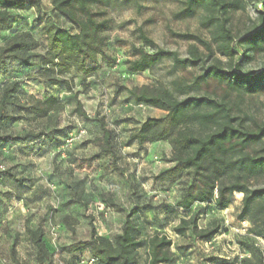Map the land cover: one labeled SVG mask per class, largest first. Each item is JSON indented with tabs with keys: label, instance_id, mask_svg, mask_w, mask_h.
Masks as SVG:
<instances>
[{
	"label": "rangeland",
	"instance_id": "obj_1",
	"mask_svg": "<svg viewBox=\"0 0 264 264\" xmlns=\"http://www.w3.org/2000/svg\"><path fill=\"white\" fill-rule=\"evenodd\" d=\"M31 1L23 9L11 11L10 26L0 32V48L23 32H30L39 42L33 52V67L13 60L0 63V97L4 87L19 82L6 118L0 122V136L33 135L25 142H0V222L14 233L17 248L7 264H38L37 248L27 234L38 229L43 231V241L51 253L43 264H86L91 259L89 253L69 256L64 247L88 241L92 227L97 236L113 239L133 209H137L134 222L141 242L139 264H146L147 243L156 232L172 240L174 259L166 264H264V239L251 234L249 223L239 219L243 196L230 197L234 198L228 209L210 202L196 204L188 212L176 210L191 183V174L171 182L157 180L174 166L172 144L160 141L140 146L131 139L147 119H162L166 112L140 104L129 94L150 86L170 91L179 100L210 97L226 103L233 119H257L264 125V91L248 95L230 86L229 80H199L216 60L225 71L240 72L247 78L264 72V47L259 50L243 44L244 38L264 31V0H239L240 10L216 14L226 19L235 38L232 61L218 53L210 56L197 41L179 37L196 35L216 47L205 26L211 16L206 8L179 18L177 13L185 0H112L108 5L100 4L96 9L109 21L104 36L110 64L88 63L96 67L90 75H61L45 63L43 28L47 19L71 33L79 29L53 8L52 0H41L39 10ZM142 33L181 59L188 58L189 48L196 45L206 62L180 68L168 59L150 71L131 73L128 63L136 59L134 49L151 52L141 39ZM50 98L62 108L38 115L35 107H42L39 102ZM101 123L111 132L118 169L112 156L101 148ZM181 217H193L199 229H213L216 234L203 239L191 227L181 237L174 232Z\"/></svg>",
	"mask_w": 264,
	"mask_h": 264
},
{
	"label": "trees",
	"instance_id": "obj_2",
	"mask_svg": "<svg viewBox=\"0 0 264 264\" xmlns=\"http://www.w3.org/2000/svg\"><path fill=\"white\" fill-rule=\"evenodd\" d=\"M40 2L41 0H33L31 4L39 10ZM111 2L112 0H52L53 8L65 14L77 25L79 31L71 33L57 26L52 18H48L43 28L47 40L45 63L56 67L61 75L71 72L90 75L96 71V67H89L88 63L110 64L104 36L109 29V21L105 18V13L96 8L100 4L108 5ZM27 3L28 0H0V32L10 26L11 11L23 9ZM183 6L177 13L179 18L191 17L197 9L210 10L211 16L206 19L205 26L210 29L216 47L196 35L183 34L179 37L197 41L210 56L218 53L232 61L236 55L233 48L235 38L226 25V19L218 18L216 14L227 15L231 11L240 10V1L185 0ZM141 39L151 52L144 48L134 49L136 59L128 63L131 73L150 71L168 59L173 60L180 68L198 67L206 62L205 54L196 45L189 48L188 58L181 59L178 53L157 47L146 34L142 33ZM243 44L262 50L264 31L244 38ZM38 47V40L30 32L17 34L0 48V63L13 60L33 67V52ZM220 64L221 62L216 60L204 70L199 80H229L230 86L248 95L264 91V72L247 78L240 72L225 71ZM18 90L19 82H13L1 91L0 122L5 120L7 109L12 102L11 96L16 95ZM129 94L140 104L166 112L162 119H147L141 128L131 135V139L140 146L160 141H169L172 144L174 166L161 173L157 180L171 182L185 173L191 174V183L177 203L176 210L188 212L196 204L210 202L228 209L234 198L230 197L237 194L243 196L239 219L249 223L251 234L264 239V125L257 119H233L226 103L210 97L193 96L179 100L170 91H158L150 86L136 88L129 91ZM39 104L42 107H35V111L40 116L62 108L54 98ZM80 108L79 105V111ZM100 128L103 132L101 148L114 160L111 132L103 123ZM32 136L1 135L0 142H25ZM39 137L40 135L36 136ZM113 165L118 169L115 160ZM136 214L137 209H133L126 215L121 232L113 239L97 236L95 228L92 227L88 241L66 246L63 251L69 256L89 253L90 260H94L95 264H139L141 242L134 222ZM179 221L174 232L181 237H185L191 227L194 233L203 239H210L216 234L213 229H199L193 222V217H181ZM27 234L37 248L38 264H43L51 254L43 241V231L28 230ZM171 247L172 240L164 233L156 232L147 243L146 264L172 262L174 255Z\"/></svg>",
	"mask_w": 264,
	"mask_h": 264
},
{
	"label": "crops",
	"instance_id": "obj_3",
	"mask_svg": "<svg viewBox=\"0 0 264 264\" xmlns=\"http://www.w3.org/2000/svg\"><path fill=\"white\" fill-rule=\"evenodd\" d=\"M15 235L4 225V222H0V264H7L12 262V255L14 251H17L16 246L13 244ZM7 243V246L4 243ZM9 257L10 261L6 258Z\"/></svg>",
	"mask_w": 264,
	"mask_h": 264
},
{
	"label": "built area",
	"instance_id": "obj_4",
	"mask_svg": "<svg viewBox=\"0 0 264 264\" xmlns=\"http://www.w3.org/2000/svg\"><path fill=\"white\" fill-rule=\"evenodd\" d=\"M86 264H95L94 260H90L89 262H87Z\"/></svg>",
	"mask_w": 264,
	"mask_h": 264
}]
</instances>
